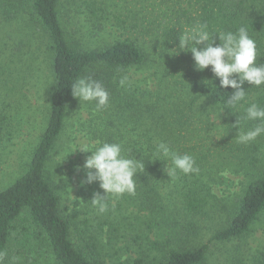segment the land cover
Wrapping results in <instances>:
<instances>
[{
	"label": "trees",
	"instance_id": "1",
	"mask_svg": "<svg viewBox=\"0 0 264 264\" xmlns=\"http://www.w3.org/2000/svg\"><path fill=\"white\" fill-rule=\"evenodd\" d=\"M196 2L202 5L196 16L179 6L170 9L171 14L165 12L162 19L158 18L157 27H154L157 19L145 21L144 17L138 24L134 16L136 24L132 23L130 27L122 22L125 31L129 28H132L130 32L140 29L141 34L146 31L143 38L152 39L150 47L144 40L140 43L137 38L127 37L111 45L90 49L84 47L75 32L72 37L64 28L59 13L61 0H0V73L17 72L18 69L10 67L16 60L21 62L20 70L25 73L23 68L30 62L29 56L40 52L39 48L33 49L34 38L38 36L46 41L45 49H42L46 60L51 52L53 75L48 122L28 169L11 186L0 190V253L10 249L11 239L15 237L23 247L31 242L46 245L54 264H104L93 235L78 239L79 247L74 244L72 220L65 215L61 197L46 173L50 157L65 129L68 110L75 100L70 86L76 79L88 76L100 81L110 94L105 110L96 111L95 102H89L95 114L89 128L91 140L122 143L125 154L131 153L137 160H145V171L135 177V195L110 196L108 199V207H114L112 197L123 209L142 212V219L137 223L149 222V229L157 232L158 241L149 242V248L142 249L133 264H209L213 244L241 240L252 233L264 215V163L254 156L264 143V135L248 144H241L235 138L237 129L247 131L255 127L256 121L244 119L245 109L252 103L264 107V86L245 83L246 99L238 108H230L227 101L233 90L221 89L210 68L198 73L190 52L176 56L166 52L178 48V36L186 24L191 27L206 23L213 33L236 32L244 26L256 41V63L264 65V0ZM92 14L97 16V10ZM115 19L121 21L119 16ZM146 22L147 27L144 26ZM216 44H219L218 39ZM157 51L165 76L160 80L156 95L148 92L137 95L131 88L119 86L121 76L154 62ZM26 56L28 60L23 59ZM32 58L37 60L38 57ZM188 67H192L190 73L199 75L193 78L177 75L179 83L167 80L169 75L186 72ZM204 81H214V87ZM237 119L239 124L235 125ZM98 120L99 126L96 125ZM214 130L217 133L213 134ZM216 136L222 137L220 143L227 154L220 153L211 161L208 157L213 154L206 147ZM158 141L168 143L178 154L193 156L200 172L190 175L178 172L170 179L163 170L164 164H170V161L155 154ZM230 157L239 158L242 167L236 174L244 171L247 180L236 194L233 208H223L222 212L227 216L221 217V228L203 242L201 223L209 216L207 206L212 200L219 202L213 193V187L219 185L216 176L220 174V168L216 161ZM157 159L161 161H155ZM253 169L255 173H252ZM97 185L99 187L98 182ZM100 192L103 193L101 189ZM84 228L85 235L90 233L87 222ZM112 230L117 232V229ZM154 250L159 252L157 261L151 260ZM258 252L253 263L264 264V250ZM7 264L12 263L7 261Z\"/></svg>",
	"mask_w": 264,
	"mask_h": 264
},
{
	"label": "rangeland",
	"instance_id": "2",
	"mask_svg": "<svg viewBox=\"0 0 264 264\" xmlns=\"http://www.w3.org/2000/svg\"><path fill=\"white\" fill-rule=\"evenodd\" d=\"M179 6L189 10V14L193 13L194 16L202 8L196 0H61L59 13L68 34L74 37L73 32H75L83 41L85 48L95 49L111 45L127 37L137 38L140 43L144 40L150 47L152 39L143 38L146 31L142 34L140 29L130 32L132 28H129L125 31L122 22L125 21L130 27L132 23L136 24L134 16L138 24L142 23L144 17L145 21L157 19L154 24V27H157L158 18L162 19L165 12L171 14L170 9H177ZM95 10L97 16L92 14ZM133 11L137 14H132ZM115 16H119L121 21L116 20ZM144 26H148L147 22ZM185 28H188L187 24ZM16 34L14 33L17 38ZM45 43L46 41L40 40L38 36L34 38L33 49L39 48L40 52L29 56L30 62L23 68L25 73L20 70L21 62L18 63L17 60L10 66L12 70L18 69L17 72L10 75L0 73V190L8 188L25 174L48 122L53 75L51 52H48L47 60L45 53L42 52ZM159 54L160 52L157 51L155 61L148 67L139 71L132 70L126 74L129 77L127 88H131L137 95L143 92L156 95L160 80L165 76V72L160 67ZM35 56L38 57L37 60L32 58ZM23 59L28 60V56ZM1 61L2 57H0ZM26 67L30 69L27 70ZM191 69L192 67H188L186 72L176 73L175 76L169 75L167 80H177L179 83L177 75H183L182 78L199 75L195 72L190 73ZM196 72L199 73L197 70ZM94 117L89 102L80 103L75 98L67 113L65 129L47 164V177L61 197L65 215L72 220L74 244L79 247L78 239L83 240L93 235L99 244L104 264H133L142 249L149 248V242L158 241L157 232L149 229V222L137 223L142 219V212L132 211L133 208L123 209L112 197L114 207H108L103 214L91 206L89 201L95 193L100 192V187L97 182L82 186L81 181L85 178V171L76 169L78 165L84 164L90 153L75 150L80 147L81 141L94 142L90 138L92 135L89 129ZM215 133L217 132L214 130L213 134ZM214 139L212 142H207L206 147L211 149L213 154L208 157L211 161L220 153L227 154L223 150V144L220 143L222 137L216 136ZM254 156L264 163V143ZM216 162L220 168V174L216 176L219 185L213 187V193L219 202L212 200L207 206L209 216L204 217V222L201 223L203 242H207L213 233L221 228L223 225L221 217L227 216L222 212L223 208H233L235 196L247 180L244 171L236 174L238 173L236 171L242 167L239 158L230 157L224 161L220 158ZM252 173H255L254 169ZM172 185L173 183L170 182V186ZM211 205L214 207L211 208ZM136 214L140 216L136 217ZM85 222L90 231L86 235ZM112 229H117V232L114 233ZM263 250L264 215L254 226L252 233L244 239L213 244L208 262L209 264H254L253 258L259 253L258 251ZM158 255L159 252L154 250L151 253V260L160 259ZM7 261L12 264H54L53 255L46 245H34L31 242V245L29 243L28 246L23 247L18 244L15 237L11 239L10 249L3 256L2 264H7ZM150 263L157 264V262Z\"/></svg>",
	"mask_w": 264,
	"mask_h": 264
},
{
	"label": "clouds",
	"instance_id": "3",
	"mask_svg": "<svg viewBox=\"0 0 264 264\" xmlns=\"http://www.w3.org/2000/svg\"><path fill=\"white\" fill-rule=\"evenodd\" d=\"M217 39L219 44H216ZM178 41V48L171 50L167 48L166 53L176 56L181 52H190L197 71L203 72L210 68L214 79L219 80L221 89L233 90L227 101L230 108H238L246 99L245 83L255 87L264 86V65L256 63L257 45L250 37L247 27L241 26L236 32L213 33L209 31L206 23H198L185 28L178 36ZM204 83L206 85L210 83L214 87V81H204ZM128 84L129 77L121 76L119 86L123 88ZM70 87L73 98L78 99L80 103L95 102L96 111L105 110L109 106V92L100 81L91 76L76 79ZM244 119L257 123L254 128L247 131L237 129L235 139L239 143L248 144L264 135V107L252 103L245 109ZM238 124L237 119L235 125ZM77 150L90 153L84 164L78 165L76 170L85 171V178L81 181L82 186L99 183L104 194L95 193L89 202L100 214L108 210L110 196L118 198L124 194L135 195V177L145 171V160L142 158L137 160L131 153L125 154L122 143L85 140L81 141L80 147L75 151ZM155 154L170 161V164L163 163V170L170 179L176 177L178 172L184 175L200 172L193 156L174 152L164 141L155 143ZM4 255L5 253H0V264Z\"/></svg>",
	"mask_w": 264,
	"mask_h": 264
}]
</instances>
